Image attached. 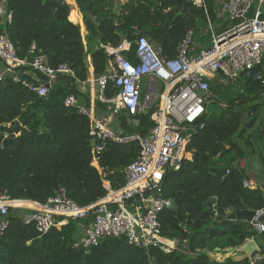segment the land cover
Instances as JSON below:
<instances>
[{
    "label": "trees",
    "instance_id": "trees-1",
    "mask_svg": "<svg viewBox=\"0 0 264 264\" xmlns=\"http://www.w3.org/2000/svg\"><path fill=\"white\" fill-rule=\"evenodd\" d=\"M75 3L82 13L84 35L72 22L77 18L65 0H4L12 19L0 24V32L5 30L18 56L29 60L34 44L51 66L65 63L73 72V76L59 74L46 96H37L11 77L0 84V192L12 198L46 202L62 187L69 198L87 205L102 197L108 185L116 188L124 182L123 169L137 157L139 144L108 141L96 153L97 140L90 135L89 119L77 107L90 104L81 83L108 68L111 56L105 46L128 40L131 46L124 56L137 63V30L159 46L166 58L175 57L179 42L190 29L192 46L195 42L202 48L210 44L207 26L214 17L212 0H206L205 7L190 4L189 14L181 12V0ZM260 64L259 81L244 73L232 84L209 80L215 94L210 102L219 103L218 108L209 111L210 102L206 104L199 121L203 126L198 124L186 148L190 159L163 175L161 191L173 205L162 210L158 219L161 235L173 242L170 251L129 245L123 236H105L92 247L78 249L73 243L89 219L69 218L59 228L40 235L33 224L24 223L28 211L17 209L0 235V264H264V232L254 233L248 221L215 218L218 211H231L236 203L244 209H264L262 185L245 187L248 174L236 165L240 158L256 156L264 167V154L256 144L264 139L260 110L264 59ZM34 75L29 72L22 78L30 81ZM116 92L109 83L106 95ZM69 95L77 105L64 104ZM95 106L104 108L105 104L95 101ZM115 119L118 132L127 135L146 136L153 125L149 113L131 116L120 110ZM15 120L18 132L4 141L14 131ZM249 120L254 121L251 128L244 125ZM251 237L259 246V259H214L223 255L215 253L216 247L222 251L239 248Z\"/></svg>",
    "mask_w": 264,
    "mask_h": 264
},
{
    "label": "built area",
    "instance_id": "built-area-1",
    "mask_svg": "<svg viewBox=\"0 0 264 264\" xmlns=\"http://www.w3.org/2000/svg\"><path fill=\"white\" fill-rule=\"evenodd\" d=\"M189 1L203 7L206 3V0ZM252 3L253 0H223L220 8L234 24L221 33H212L209 46L196 55L191 54L192 29L181 39L172 58L162 55L161 48L146 35H139L135 40L137 63L124 56L131 46L128 40L105 46L111 59L107 70L92 78L95 101L115 113L120 110L131 116L149 113L153 125L148 134L127 135L113 130L92 110L77 105L72 95L64 99V104L77 105L78 111L89 119L90 135L97 140L96 153L102 152L108 141L139 144L137 157L123 169L124 182L116 188L108 185L102 197L87 205L69 198L62 187L46 202L12 198L0 192V235L8 227L10 215L17 209H25L28 212L23 216L24 223L33 224L40 235L53 227L59 228L69 218L89 219L74 247L89 248L102 237L123 236L129 245L170 251L173 242L161 235L158 219L162 210L173 205V200L161 191L163 175L168 170L179 169L182 161L191 157L186 148L198 124L203 126L199 121L206 104L215 98L209 80L221 71L227 83H235L240 74L250 75L249 70L264 59V11L260 19L258 8L253 17L247 18ZM0 5V24H9L12 13L6 11L4 0H0ZM30 52L29 60L20 58L5 30L0 32V84L11 77L37 96H46L59 74L73 76L65 63L51 66L34 44ZM23 67L37 76L24 80L22 75L29 72ZM109 83L117 89L112 96L105 93ZM84 84L81 83L83 90ZM247 164L245 158L236 161L237 167L245 172ZM243 185L255 184L244 179ZM249 223L254 233L264 232V209L255 210Z\"/></svg>",
    "mask_w": 264,
    "mask_h": 264
},
{
    "label": "crops",
    "instance_id": "crops-1",
    "mask_svg": "<svg viewBox=\"0 0 264 264\" xmlns=\"http://www.w3.org/2000/svg\"><path fill=\"white\" fill-rule=\"evenodd\" d=\"M65 1L70 4V7H71L70 11H73L75 13L76 18H77V21H72L71 19H69V20L75 24H78L80 26V30H81L82 35H84L85 30L83 27L82 13L80 12L79 8L77 7L75 0H73L72 2H69L67 0H65ZM112 1L114 4H120V3H123L125 0H112ZM222 1L223 0H212L214 17L211 21H208L207 28L210 32V35L208 38V40H209L208 43H210L212 33H221L223 31H225L226 29H228L232 24H234V22L230 21L228 19V17L226 16V14L222 12V10L220 8ZM0 6H2V5H0ZM0 18H2L1 13H0ZM208 46H209V44H204V47L202 48V47H200L199 43L195 42L193 44V46L191 47V52L198 53L201 49H204ZM92 78H93V75L91 74L84 84V88H85L84 91H86L88 93L89 103H90L88 106H84V107L92 110L93 113L97 117L103 119L110 128H112L111 127V124H112L111 119H113L114 120L113 124L116 128L115 129L112 128V129L118 132L120 129H118V123L116 122V119H115L116 113L107 109L105 106H104V108L95 106L96 87L92 81ZM212 79H219V80L221 79L222 82L227 83L225 81V79L222 78L220 75H215ZM256 144L260 147L262 153L264 154V139L260 140ZM188 156H189V154H188ZM190 156H191V154H190ZM256 158H257L258 163L260 164V169L259 170H252L250 167V164L248 163L247 164V174H248L247 179H248V181H250L254 184H256L257 179H260L261 185L263 186L264 185V167H263L260 159L258 157H256ZM248 239H254V238L251 237ZM228 249L229 248H226L225 251L220 250L219 252H215V253H222L223 255L216 257L214 259L218 260V258H219V261H222L226 257H232L233 259H239L241 257H246V255H244L241 251H238L237 248H230V251ZM252 257H253L252 259H259L260 258V256L257 253L254 254Z\"/></svg>",
    "mask_w": 264,
    "mask_h": 264
},
{
    "label": "water",
    "instance_id": "water-1",
    "mask_svg": "<svg viewBox=\"0 0 264 264\" xmlns=\"http://www.w3.org/2000/svg\"><path fill=\"white\" fill-rule=\"evenodd\" d=\"M181 1H182L181 12L183 14H189L190 13V1L189 0H181ZM256 8H258V11H259L258 18L260 19L262 17V12L264 11V0H262V2H260V3L258 0H253L252 7L248 11V13L246 14V17L247 18L253 17V13H254V10ZM140 33H141V31L137 30L134 32V35L139 36ZM217 73L222 78L226 79V76L224 74H222L221 71H218ZM249 73H250V76L254 80L259 81L260 76H261V64L258 63L256 65H254L249 70ZM241 117L242 118L244 117V112L241 113ZM14 124H15L14 131L12 133H10L9 135H6V138L4 139V141H6L9 137L14 136L18 132L19 124L16 120L14 121ZM244 125L247 128H251L254 125V121L249 120ZM263 130H264V124H263ZM248 163L250 164V167L252 170H259L260 169V164L258 163L256 156H253L250 159H248ZM256 183L258 185H261V180L257 179ZM261 188L264 192V186H261ZM211 202H214V200L212 199ZM254 213H255V210L244 209L238 203H236L233 210L228 211V212L218 211L215 218L216 219L227 218V219H231V220H242V221L250 222L254 216ZM78 249H82V246H79ZM215 250L217 252H219L220 248L216 247ZM228 250L230 251V248ZM237 250L241 251L244 255H246L247 258L252 259L253 258L252 256L254 254L258 253L260 249H259V246L256 244L254 239H247L242 244V246L237 248Z\"/></svg>",
    "mask_w": 264,
    "mask_h": 264
},
{
    "label": "rangeland",
    "instance_id": "rangeland-1",
    "mask_svg": "<svg viewBox=\"0 0 264 264\" xmlns=\"http://www.w3.org/2000/svg\"><path fill=\"white\" fill-rule=\"evenodd\" d=\"M192 53V55H196L197 53H194V52H191ZM260 100H261V102H262V106L260 107V110H261V114H264V95L263 96H261V98H260ZM251 103V102H250ZM250 103H248V104H250ZM219 103H217V102H214V101H212V102H210V104L208 105V108H209V111H212V110H216L217 108H218V105ZM111 127L113 128V129H115L116 127L114 126V120L113 119H111Z\"/></svg>",
    "mask_w": 264,
    "mask_h": 264
},
{
    "label": "bare ground",
    "instance_id": "bare-ground-1",
    "mask_svg": "<svg viewBox=\"0 0 264 264\" xmlns=\"http://www.w3.org/2000/svg\"><path fill=\"white\" fill-rule=\"evenodd\" d=\"M206 113V112H205Z\"/></svg>",
    "mask_w": 264,
    "mask_h": 264
}]
</instances>
